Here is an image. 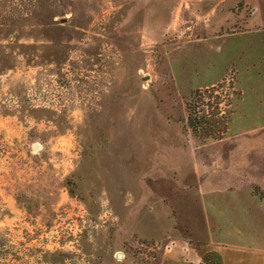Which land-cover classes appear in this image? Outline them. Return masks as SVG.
I'll use <instances>...</instances> for the list:
<instances>
[{
  "label": "rangeland",
  "instance_id": "1",
  "mask_svg": "<svg viewBox=\"0 0 264 264\" xmlns=\"http://www.w3.org/2000/svg\"><path fill=\"white\" fill-rule=\"evenodd\" d=\"M253 1L250 18L244 0H0V264H160L174 224L221 241L264 233L240 221L262 213L253 186L234 215L197 193L216 152L239 160L254 137L264 152ZM211 82L198 114L229 117L242 140L187 128L185 101ZM256 150L248 186L264 176Z\"/></svg>",
  "mask_w": 264,
  "mask_h": 264
},
{
  "label": "crops",
  "instance_id": "2",
  "mask_svg": "<svg viewBox=\"0 0 264 264\" xmlns=\"http://www.w3.org/2000/svg\"><path fill=\"white\" fill-rule=\"evenodd\" d=\"M244 4L249 5L252 8V12L249 15L250 18L255 17L260 10L259 4L257 5L253 0H244ZM245 29V31L249 30V28ZM214 84V82H211L204 86H199L198 88H206L213 86ZM229 125L230 124L228 123V129L227 132H225V135L217 139V141H222L226 138L230 139L231 142L242 140L239 139L242 137L236 138L234 136L226 135L230 132ZM257 142H260V138L256 139V137H254L251 140V143L243 150L242 156L240 155L241 159L239 160H236L233 151L230 149L227 150L225 154L221 153L222 157L220 158L222 159H219L216 152V155H214V157L210 160V169L208 171L205 170V174H208L210 181L199 179L200 181L198 182L199 186L197 187V193L203 196L204 199L203 202L198 203V206L202 205L204 208H209V206L213 205L217 207V213L219 215H224L227 212V215H234L233 208L234 206L243 205L242 199L246 200L247 198L249 200H256L252 194L253 186L254 191L258 190L260 197H262L260 198L262 201L258 204L262 213L260 214L254 211L252 217H249V213H245V215L240 214V221H243L244 223L250 221H264V176L255 179L254 184L251 186H248L250 185V182L247 183V177L250 176H246V172L249 171L251 164L245 159L247 154L250 152L249 150H256L255 148H257V146L254 145V143L256 144ZM256 152L258 154L264 153L261 150H256ZM255 165L251 168H254ZM230 166L233 170L230 169ZM257 166L260 167L258 164ZM221 169L224 173H221V176H219V170L221 172ZM236 174L240 175L238 177H242L243 181L239 183H231L229 179H232V175L235 176ZM247 211H250L249 207ZM169 212L170 210L167 212V215H169ZM203 213L204 211L202 214ZM206 214L202 215L203 217L201 219H206ZM190 219H194L196 222H199L196 217H187L186 221H190ZM191 223H193V220ZM190 225L191 224H189V226ZM201 225L204 228L202 223ZM230 238H232V235H230ZM160 239H162L164 244L166 243L161 251L160 264H199L202 256L207 252L217 253L221 264H264V233L254 234L253 240L249 242L234 241L231 239L221 241L218 240L216 236H208V234H200L197 237L193 236L192 238V233L179 230L174 224L172 228L168 227L165 234L160 236Z\"/></svg>",
  "mask_w": 264,
  "mask_h": 264
},
{
  "label": "trees",
  "instance_id": "3",
  "mask_svg": "<svg viewBox=\"0 0 264 264\" xmlns=\"http://www.w3.org/2000/svg\"><path fill=\"white\" fill-rule=\"evenodd\" d=\"M222 83L203 89L197 88L191 92L189 98L185 101L186 126L194 136L203 140L206 138L219 139L228 129L229 117L227 119L224 117L215 118L214 113L210 114L209 117L205 113L199 115L198 113L201 111L197 109L200 100L198 98L201 97V94L221 88ZM234 94L238 95V93ZM131 264H136V261ZM199 264H221V262L217 253L207 252L202 256Z\"/></svg>",
  "mask_w": 264,
  "mask_h": 264
},
{
  "label": "water",
  "instance_id": "4",
  "mask_svg": "<svg viewBox=\"0 0 264 264\" xmlns=\"http://www.w3.org/2000/svg\"><path fill=\"white\" fill-rule=\"evenodd\" d=\"M142 79H144V77H142Z\"/></svg>",
  "mask_w": 264,
  "mask_h": 264
}]
</instances>
